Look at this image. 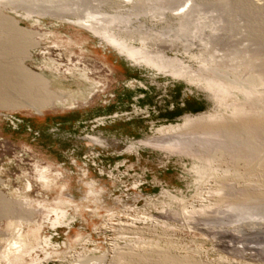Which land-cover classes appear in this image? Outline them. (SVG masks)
I'll return each mask as SVG.
<instances>
[{
    "label": "rangeland",
    "instance_id": "obj_1",
    "mask_svg": "<svg viewBox=\"0 0 264 264\" xmlns=\"http://www.w3.org/2000/svg\"><path fill=\"white\" fill-rule=\"evenodd\" d=\"M0 264H264V0H0Z\"/></svg>",
    "mask_w": 264,
    "mask_h": 264
},
{
    "label": "bare ground",
    "instance_id": "obj_2",
    "mask_svg": "<svg viewBox=\"0 0 264 264\" xmlns=\"http://www.w3.org/2000/svg\"><path fill=\"white\" fill-rule=\"evenodd\" d=\"M153 63V62H152Z\"/></svg>",
    "mask_w": 264,
    "mask_h": 264
}]
</instances>
